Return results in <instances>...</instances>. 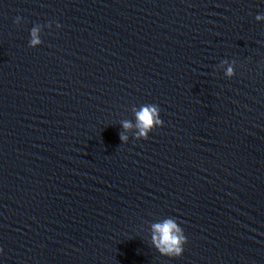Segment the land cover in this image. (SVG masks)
Instances as JSON below:
<instances>
[{"label": "water", "instance_id": "water-1", "mask_svg": "<svg viewBox=\"0 0 264 264\" xmlns=\"http://www.w3.org/2000/svg\"><path fill=\"white\" fill-rule=\"evenodd\" d=\"M258 14L264 0H0V264H264ZM142 104L162 125L122 143ZM169 217L179 257L152 246Z\"/></svg>", "mask_w": 264, "mask_h": 264}, {"label": "clouds", "instance_id": "clouds-1", "mask_svg": "<svg viewBox=\"0 0 264 264\" xmlns=\"http://www.w3.org/2000/svg\"><path fill=\"white\" fill-rule=\"evenodd\" d=\"M255 19L264 21V15H256ZM21 18L17 17L14 23L19 24ZM51 27V25H47ZM60 27L59 24L56 25ZM41 25H35L30 29L29 47H37L41 45L42 40L39 38L41 32ZM226 65L224 75L231 78L235 74V62H223ZM132 113L134 115V122L130 120H122L121 127L125 130L119 133V139L122 143H127L129 137L125 135L130 129H135L134 139H147L150 132L154 128L162 125L163 121L160 118V108L155 104H142L138 108L133 107ZM151 240L152 246L164 256L179 257L183 253V245L186 243V237L183 229L174 218H165L162 221L155 222L151 225Z\"/></svg>", "mask_w": 264, "mask_h": 264}]
</instances>
